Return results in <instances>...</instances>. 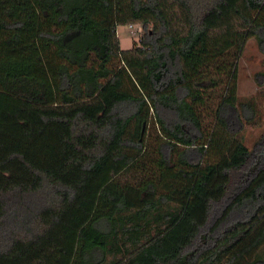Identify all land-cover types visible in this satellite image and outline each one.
Returning a JSON list of instances; mask_svg holds the SVG:
<instances>
[{
	"label": "trees",
	"instance_id": "obj_1",
	"mask_svg": "<svg viewBox=\"0 0 264 264\" xmlns=\"http://www.w3.org/2000/svg\"><path fill=\"white\" fill-rule=\"evenodd\" d=\"M252 37L264 0H0V264H264Z\"/></svg>",
	"mask_w": 264,
	"mask_h": 264
},
{
	"label": "rangeland",
	"instance_id": "obj_2",
	"mask_svg": "<svg viewBox=\"0 0 264 264\" xmlns=\"http://www.w3.org/2000/svg\"><path fill=\"white\" fill-rule=\"evenodd\" d=\"M141 27V30L138 29ZM118 36L122 49H130L139 43L144 33L143 26L137 25L130 29L127 24L119 25ZM236 69L238 71V101L240 107V119L235 128L240 131L245 144L253 149L258 139L264 133V51L261 50L257 38H249L238 59ZM220 78H226L218 74ZM223 86L211 89L212 98L208 97L207 108H210L219 96ZM210 109L198 111L201 116L202 128H209L214 122L210 115Z\"/></svg>",
	"mask_w": 264,
	"mask_h": 264
},
{
	"label": "built area",
	"instance_id": "obj_3",
	"mask_svg": "<svg viewBox=\"0 0 264 264\" xmlns=\"http://www.w3.org/2000/svg\"><path fill=\"white\" fill-rule=\"evenodd\" d=\"M137 25H139V24H129L128 26H129L130 29H135V27H136ZM138 29L141 30V27L138 26Z\"/></svg>",
	"mask_w": 264,
	"mask_h": 264
},
{
	"label": "crops",
	"instance_id": "obj_4",
	"mask_svg": "<svg viewBox=\"0 0 264 264\" xmlns=\"http://www.w3.org/2000/svg\"><path fill=\"white\" fill-rule=\"evenodd\" d=\"M120 39V38H119Z\"/></svg>",
	"mask_w": 264,
	"mask_h": 264
}]
</instances>
